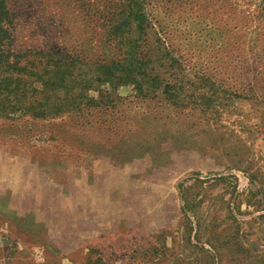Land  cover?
I'll list each match as a JSON object with an SVG mask.
<instances>
[{
	"label": "rangeland",
	"instance_id": "rangeland-1",
	"mask_svg": "<svg viewBox=\"0 0 264 264\" xmlns=\"http://www.w3.org/2000/svg\"><path fill=\"white\" fill-rule=\"evenodd\" d=\"M141 2L143 35L128 0H9L16 47L138 39L158 78L96 84L98 114L0 118V264H264V0Z\"/></svg>",
	"mask_w": 264,
	"mask_h": 264
},
{
	"label": "trees",
	"instance_id": "trees-1",
	"mask_svg": "<svg viewBox=\"0 0 264 264\" xmlns=\"http://www.w3.org/2000/svg\"><path fill=\"white\" fill-rule=\"evenodd\" d=\"M126 7L121 25L130 27L135 23L143 35L146 15L141 0H128ZM119 28L120 24L112 26L114 30ZM117 38L120 37L115 35L114 40ZM121 47L117 55L92 51L75 54L62 48H18L14 44L9 0H0V118L29 116L44 120L98 114L111 96L109 91L90 95L89 90L96 84L130 85L140 95L155 94L158 77L150 66L151 55L139 50L138 39H128ZM164 87L172 88L168 82ZM182 197L183 211H191L195 217L193 204L183 193ZM186 219L192 231V220L187 215ZM196 222L194 237L200 220Z\"/></svg>",
	"mask_w": 264,
	"mask_h": 264
}]
</instances>
